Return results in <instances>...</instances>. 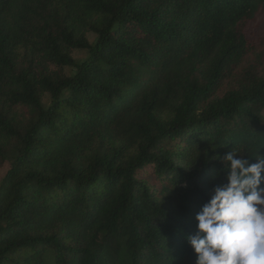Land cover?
Instances as JSON below:
<instances>
[{
	"label": "trees",
	"instance_id": "1",
	"mask_svg": "<svg viewBox=\"0 0 264 264\" xmlns=\"http://www.w3.org/2000/svg\"><path fill=\"white\" fill-rule=\"evenodd\" d=\"M260 6L0 0V264H195L222 157L264 158V72L239 69Z\"/></svg>",
	"mask_w": 264,
	"mask_h": 264
},
{
	"label": "clouds",
	"instance_id": "2",
	"mask_svg": "<svg viewBox=\"0 0 264 264\" xmlns=\"http://www.w3.org/2000/svg\"><path fill=\"white\" fill-rule=\"evenodd\" d=\"M222 162L226 182L212 189L186 236L195 264H264V158L249 163L233 148Z\"/></svg>",
	"mask_w": 264,
	"mask_h": 264
},
{
	"label": "rangeland",
	"instance_id": "3",
	"mask_svg": "<svg viewBox=\"0 0 264 264\" xmlns=\"http://www.w3.org/2000/svg\"><path fill=\"white\" fill-rule=\"evenodd\" d=\"M243 32L250 45V53L245 61L240 65V68L247 66H256L257 71L264 72V7L260 6L258 11L252 18L243 20ZM87 38L90 43H93L96 39V34L93 32H87ZM88 55V51L85 49H74L72 56L77 63L82 62ZM67 75H72L75 72V68L72 66L64 67ZM234 79L225 80L219 90L218 95H222L227 89L233 87ZM50 101V95L47 93L43 96V104L47 106ZM9 160H5L0 165V181L4 176L6 170L9 168ZM264 187V186H263Z\"/></svg>",
	"mask_w": 264,
	"mask_h": 264
}]
</instances>
